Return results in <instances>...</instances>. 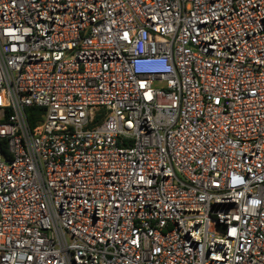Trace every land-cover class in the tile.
<instances>
[{
	"label": "built area",
	"instance_id": "built-area-1",
	"mask_svg": "<svg viewBox=\"0 0 264 264\" xmlns=\"http://www.w3.org/2000/svg\"><path fill=\"white\" fill-rule=\"evenodd\" d=\"M0 264H264V0H0Z\"/></svg>",
	"mask_w": 264,
	"mask_h": 264
},
{
	"label": "trees",
	"instance_id": "trees-1",
	"mask_svg": "<svg viewBox=\"0 0 264 264\" xmlns=\"http://www.w3.org/2000/svg\"><path fill=\"white\" fill-rule=\"evenodd\" d=\"M34 110V109H33Z\"/></svg>",
	"mask_w": 264,
	"mask_h": 264
}]
</instances>
